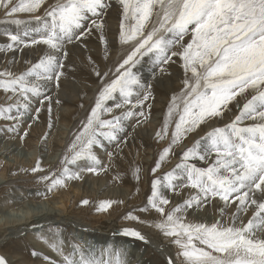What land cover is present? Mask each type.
<instances>
[{
	"label": "snow or ice",
	"instance_id": "snow-or-ice-1",
	"mask_svg": "<svg viewBox=\"0 0 264 264\" xmlns=\"http://www.w3.org/2000/svg\"><path fill=\"white\" fill-rule=\"evenodd\" d=\"M116 3L122 54L109 67L104 17L112 0H0L9 22L35 23L23 32H5L7 42L0 45V53L43 46L25 70L0 69V94L5 98L0 104V132L12 138L26 141L34 124L43 119L48 131L42 140L47 141L55 127L54 105L61 104L58 93L69 46L90 52L93 36L103 46L102 60L87 56L97 91L57 170L46 171L37 159L20 172L43 173L37 182L48 194L82 179L84 173L108 172L123 153L129 129L151 119L154 85L142 80L137 66L150 59L153 79L157 73L171 77L175 66L181 73L180 86L168 99L154 133L163 146L150 168V195L135 209L153 214L152 219L134 211L123 217L152 231L124 227L119 235L151 249L156 259L149 264H264V0ZM22 14L29 19L20 18ZM172 158L178 162L163 172ZM140 173V167L133 169L137 181ZM173 197L179 200L174 203ZM115 203L124 202L104 200L96 211L109 212ZM88 204L87 199L81 201L82 206ZM210 205L219 219L197 221L199 211ZM11 207V201L0 204L5 214ZM45 243L53 256L31 252L42 264H132L127 249H105L98 255L82 242L66 244L60 232ZM0 264L8 261L0 256Z\"/></svg>",
	"mask_w": 264,
	"mask_h": 264
},
{
	"label": "rangeland",
	"instance_id": "rangeland-1",
	"mask_svg": "<svg viewBox=\"0 0 264 264\" xmlns=\"http://www.w3.org/2000/svg\"><path fill=\"white\" fill-rule=\"evenodd\" d=\"M20 18H23L25 20L29 19L26 15H23V14L21 15ZM104 19L106 21V25H105L106 38L108 39V41L110 43V52H111V62L108 64V66L111 67V65L116 62L119 55L122 54L120 51L119 43H118V24H119V20H120V15H119V6L116 3V0H112V7L108 11V14L104 17ZM32 27H35L34 22L30 23V24H26V25H21V26H17L15 24L9 22V20L4 15V11L2 9H0V45H3L4 43L7 42L6 37L4 35L5 32H11V33L23 32L25 30V28L30 29ZM42 47L43 46H37L36 49H32V48L24 49L23 52L7 53V54L1 53L0 54V64H1L0 69L7 66L16 72H20V71L25 70L26 67L28 66V62H35L38 59V56L40 54L38 52V49L42 48ZM88 47H89V49H91L90 52L83 50L80 47L73 48L72 46H69V48H68V51L70 53V57H69V60L66 61V76L64 78H62L61 88H60V90H65V89L66 90H65V92L59 90L60 93H58V98L60 99L61 104L60 105H54V108H53V117H54L55 127L53 128L51 135L48 136L47 141L43 142V140H42L39 144L40 148H42L43 145L47 148V151H49L48 154H52L54 152V150L57 149L59 146V145H57L56 142H52V143L50 142L51 137L53 135L58 134L57 136H60V134H62L65 129H71V128H73L74 130L72 129V131L75 132L76 129L79 127V123L82 120L79 118L80 117L79 114L82 111V109H84V107L86 106V101H87L88 97L90 96V94L93 92L94 87L97 86L96 77L91 74L89 66L87 64V56L92 55L98 61L102 60L103 46L99 44L97 37L93 36L91 38V40L88 42ZM21 60L24 64L21 63ZM19 65H21L22 67ZM1 66H3V67L1 68ZM144 66H151L152 69H151L149 74H145V72H144L147 69V67L143 71ZM137 70H138V74L141 76L143 81H145L146 83H152L154 85L153 94L155 96V101H154V105L152 108L151 119H150L149 123H147L146 125H142V126L137 127L134 131L132 129H129V134L127 137V144H126V146H124V149H123L124 151L121 154V157H123V158L119 157L117 162H116V166H114L108 172H106V173L101 172L100 174L102 175L103 178L100 177L101 175L100 176L95 175V177L97 178L96 179L94 176H91L94 174L84 173L85 175H88V176H82V179L78 180L80 182H78V181L70 182L68 184V186L69 185H71V186L66 187L65 189L58 190L59 193L56 191L54 193L48 194V193H46L45 185L43 183L37 182L38 176L43 175V174L40 173V174H37L36 176H32L30 174H25V173L19 172L17 170L15 172V170L11 169L12 167H8L7 163L6 164L2 163L3 161L9 160V158H11V156L15 155V153H16V155L19 156V158H18L19 165H21L22 161L24 159H26V157H27V155L25 153H27L28 151H31V148L26 145L27 139L32 137V136L30 137V135H32L31 132H30L29 137L24 142H21L18 138L16 140L15 138L10 137L8 134L0 132V143H2V144H0V175H2L4 173L2 168H4V170L8 168L5 171L11 174V175L8 173L6 174V172L4 173L7 175V176H5V178H6L8 183L3 185L0 188V204H3L7 201H11V202H13L12 206H17V207L10 209L11 212L13 211L12 213L10 212V210L7 211V214L11 213V214H9V216L7 214H5V211H3V209L2 210L0 209V219L2 217V220H4L3 222L6 221L4 224H7V221H8L10 226H12V225L15 226L16 223H17L16 226H18V225L22 224V221H23V223L25 222L27 217L30 215H28V216L26 215V211H24L25 209H23V211H22V208H23L22 205H25L27 203H31L33 201H35V203H38V202L46 203V202H51L54 200L56 201V199H57V201H60L63 194H65V195L68 194V196H69L68 197V201H69L68 206L70 208L72 207L71 209L69 208L67 211L68 212L72 211V213L78 214V216L82 217L83 219H87V217L88 218L91 217L92 219L97 218V216L103 217V215L105 213L106 217H104L103 219H105V218L109 219V218L114 217V219H116L115 221L118 224L119 223L120 224L123 223V225L128 224L127 226L130 225L131 227H136L138 224H136L135 222H131V221H125L123 219V217L129 211H134V214L139 215L144 219H149V220L152 219L153 214L135 212V209H137L139 207H143L146 203L147 197L150 195V182L152 179L151 174H150V168L152 166H154V161L157 159L158 153L163 146L162 144H158L156 142L154 133H155V131L158 130L159 125L162 123L163 115L166 112V103H167L168 99L170 98L173 91L180 86L179 76L181 73L175 66H173V68L171 69L173 75L171 77H168L166 75L162 76L159 73H157L156 79H153V75L151 78L149 77V79H148V77L146 78V76H150V74H153V64H152V61L148 58H145L137 66ZM68 86H69V88L71 87L70 90H69ZM72 90L74 91V93ZM3 96H4L3 94H0V104H3V102H4L5 98ZM53 98H54V100L57 98L56 93H53ZM81 104L84 105L83 108L80 107ZM42 117H44V119H46V113H42ZM0 124H1V122H0ZM40 124L42 125L43 128L46 129V131H48L43 119H42V122H39L38 124H34V125L41 126ZM72 131L70 133L69 140L72 138V133H73ZM55 133H57V134H55ZM134 133H136V134H134ZM200 134L202 135L203 132H201ZM196 138H198V136H195V137H193L192 140L188 141V145H186V146H190V144ZM69 140H68V142H69ZM52 144L55 148L52 146ZM11 146L13 149L11 148ZM17 147L18 148L20 147L21 149L18 150ZM65 148H66V146H65ZM65 148H64V151H65ZM129 149H131V151H129ZM4 151H5V153H4ZM130 152H131V154H130ZM18 153H20V155ZM133 153H134V155H133ZM124 157H126L127 160ZM102 158L104 159V156ZM37 159H39L41 161V157L38 154H37L36 160ZM104 160L106 162V157ZM124 160H126V161L124 162ZM177 162H178V160L176 158H172L171 161L163 167V172L170 171L175 166V164ZM4 165H5V167H3ZM137 166L141 168L139 181H137L134 178V176H131L133 169ZM199 166H206V165H199ZM57 168H58V166L51 169V170L55 171V170H57ZM13 173H17L16 176L13 175ZM162 174L163 173H161V175ZM103 175H105L107 177V180L104 178L105 176H103ZM29 177H30V179H29ZM101 178H102V180H101ZM104 179L106 181H109V183L105 182ZM98 180H100V181H98ZM90 181H92V182H90ZM95 181H96V183H95ZM107 183H108V185H107ZM78 184H81V186L83 185L82 186L83 188H85V186H86V189H88L89 191L88 190H80V193L78 195H74V194H76L75 185H78ZM89 184L91 185V188H92V186H94V184H97V185L101 184V188H102L103 192H100L101 194L97 193V194H95V196L91 195L90 194L91 188H90ZM105 186H107V188L104 189ZM115 188H117V189H115ZM122 188L126 191H124ZM114 189H115V191H113ZM70 190H71V192H70ZM130 190H132V191H130ZM63 191H65V192L68 191V192L66 194ZM84 191H86V193ZM106 191H107V193H106ZM111 192H113V193H111ZM187 192H188V190H185V193H184L185 196L187 195ZM57 193H58V195L56 196ZM87 193H89V194H87ZM43 194H45V195L47 194L50 199L49 198L44 199L43 197L45 195H43ZM103 194H106V195H104V197H101V199H100L99 196L100 195L102 196ZM51 195H52V197H50ZM65 195H63V196H65ZM168 195H171V193H168ZM16 197H19L20 201L22 203L25 201V203H23V204L20 203V204L16 205L15 204ZM58 197L60 199H58ZM51 198H53V199H51ZM81 199L82 200H84V199L89 200L90 201L88 204L89 206L87 207V205H86L85 207L83 206V208L77 209V207H82V205H81L82 200ZM131 199H132V201H131ZM104 200H112V201H117V202L123 201L124 203L123 204L115 203L113 205V208H112L114 210L111 209L109 212H99V213L97 212V213H95L96 209H94V208L97 207V205L101 201H104ZM178 200H179V198L173 197L174 203L177 202ZM75 203L78 205H76ZM95 203H96V205H95ZM19 205H21V208H19L20 207ZM16 208H18L20 210L21 214L18 211V209H16ZM87 208H89V209H87ZM14 210H16V212ZM87 210H89V212H87ZM39 211H41V210H39ZM75 211H77V212H75ZM22 212H24V213H22ZM13 213H15V214H13ZM17 213H19V214H17ZM81 213H84V214H81ZM101 213H103V215H101ZM16 214H17V216H15ZM22 214H24V215H22ZM90 214L91 215L93 214L94 216L93 215L91 216ZM19 215H21V216H19ZM25 215H26V218H25ZM82 215H84V216H82ZM7 217H9V218H7ZM20 218L23 220L21 221ZM195 218L197 221H203V222L211 223L214 220L219 219V212L215 207L210 205L206 209H201L199 211V214ZM48 219L49 218H44V220L39 223V224H42V223L43 224L39 225L37 227L29 228L30 226H27L28 229H26V232L23 231L21 233L23 236L21 234H19L18 235L19 237H14V238L10 239L2 248H0V256H3L5 254L3 257L6 260L8 258V260H7L8 264H15L13 262L14 260H11L12 257L14 255L16 256V254L18 252L19 253L22 252V254L24 256H26V259L28 261L31 262V260H32L33 262H36V261L38 262L40 258L32 257L31 252L33 250H35V251L41 250V249H39L40 248L39 247L40 242L45 244V241L48 240V237H50L53 233H56V232L62 233V238L66 244H71L72 242H81L80 240L76 239L75 234H80L83 232L82 236L85 235V237L87 236V239L89 238L88 241L86 242V246L91 247V249L96 251V253L98 254V251H97L98 249H100V251H103L105 249H109L108 248L109 246H107L108 241L111 238L109 236L115 237V236L119 235L116 233L114 235L107 234L106 231H102V230L94 231V230L90 229L93 226L88 225V224L85 225L83 223H78L77 221L73 222L74 220L73 221L64 220L59 224L60 220H58V219H52V220H48ZM52 221L57 222L55 224L56 226L55 225H50V226L46 225L47 222L49 224ZM44 222H46V223H44ZM81 224L85 225V227H82ZM132 225H134V226H132ZM139 226L137 228H140L139 230H142V232L144 231L145 233L150 234L152 231L151 229H149L145 226H141V225H139ZM101 227L102 226H100L99 228H101ZM141 227H142V229H141ZM95 234H96V236H95ZM38 235H40V236H38ZM90 236H92V237H90ZM97 236H98V238H97ZM107 236L109 237V239ZM44 237H45V239H44ZM79 237H81V235ZM120 237H122V236H120ZM123 238H125V237H123ZM139 243H140L139 244L140 247H138V246L135 247L134 246L135 244H131V243H129L127 246H129L130 249L133 250L137 254L136 257L139 256L138 258H141V256H144L147 260H150V261L156 259V256L154 255V253L151 249H146L145 245L142 242H139ZM35 244H37V245H35ZM94 244H96V245L93 246ZM45 245H47V243ZM113 246L116 250L122 249V243H116V245H113ZM47 247H48V245H47ZM136 249H138V250H136ZM1 253H2V255H1ZM50 255L53 256L54 254L51 252ZM9 259L12 263L9 261ZM105 259H107V257H105Z\"/></svg>",
	"mask_w": 264,
	"mask_h": 264
},
{
	"label": "bare ground",
	"instance_id": "bare-ground-1",
	"mask_svg": "<svg viewBox=\"0 0 264 264\" xmlns=\"http://www.w3.org/2000/svg\"><path fill=\"white\" fill-rule=\"evenodd\" d=\"M118 12V11H117ZM116 13V12H115ZM112 15V14H111ZM1 54V53H0ZM115 58V57H114ZM21 63H23L22 62V60H21ZM24 64V63H23ZM1 65V64H0ZM3 65V64H2ZM4 66V65H3ZM3 66H1V68L3 67ZM14 66V65H13ZM12 66V67H13ZM19 66H21V65H19ZM22 67V66H21ZM147 67V69L144 71V69ZM3 69V68H2ZM151 66H144L143 67V71L145 72V74H149L150 73V71H151ZM148 77V79H149V77L151 78L152 77V74H150V76H146V78ZM68 88H69V86H68ZM71 88V87H70ZM70 88H69V90H70ZM66 90V89H65ZM65 90H60V91H64L65 92ZM73 91V90H72ZM96 91H97V86H95L94 87V89H93V92L90 94V96L88 97V99H87V101H86V106L84 107V109H82V111L80 112V114H79V118L80 119H82L83 117H84V114H85V112H86V110L89 108V106L91 105V103L93 102V99H94V94L96 93ZM60 93V92H59ZM62 93V92H61ZM73 93H74V91H73ZM63 94V93H62ZM75 95V94H74ZM4 97V96H3ZM74 99V98H73ZM75 102V101H74ZM67 109V108H66ZM65 109V110H66ZM64 110V109H63ZM68 110V109H67ZM73 110V109H72ZM71 111V110H70ZM67 112V111H66ZM71 117V116H70ZM42 122V121H41ZM3 122H1V124H2ZM41 125V124H40ZM46 125V124H45ZM44 125V126H45ZM74 127V126H73ZM72 129L73 128H71V129H65L64 130V132L62 133V134H60V136H57L58 134L57 133H55V134H57V135H53L52 137H51V140H50V142L52 143V142H56L57 143V145H59L58 146V148L57 149H55L54 150V152L52 153V154H48V152L49 151H47V148L43 145V147L42 148H40L39 147V144H40V142L42 141V136H43V134H45L47 131H46V129L45 128H43L42 127V125L41 126H39V125H34L33 126V128L30 130V132H31V134L32 135H30V137L31 138H29V139H27V142H26V145L28 146V147H30L31 148V151H28L27 153H25L26 155H27V157H26V159H24L23 161H22V163H21V165H19V162H18V158H19V156L18 155H16V153H15V155H12L11 156V158H9V160H6V161H3L2 163L3 164H6L7 163V165H8V167H12L11 169L12 170H15V172H16V170L17 171H19L20 172V169L21 168H27V169H30L31 167H33L34 166V164H35V162H36V157H37V154L41 157V162H42V166L45 168V170L47 171V170H49V169H53V168H55V167H57L58 166V161L62 158V155H63V153H64V148H65V146H66V144H67V142H68V140H69V136H70V133H71V131H72ZM74 130V129H73ZM207 130V129H206ZM55 131V130H54ZM73 132V131H72ZM134 134H136V133H134ZM141 134V133H140ZM16 140H17V138H15ZM9 140V139H8ZM11 140V139H10ZM3 142V141H2ZM18 142V141H17ZM0 144H2V143H0ZM19 144V143H18ZM50 144V143H49ZM21 145V144H20ZM51 145V144H50ZM8 146V145H7ZM52 146H53V144H52ZM16 147V146H15ZM14 147V148H15ZM54 147V146H53ZM131 147V146H130ZM138 147V146H137ZM3 148V147H2ZM11 148H12V146H11ZM55 148V147H54ZM13 149V148H12ZM17 149L19 150V149H21L20 147L18 148L17 147ZM16 149V150H17ZM29 149V148H28ZM124 149V148H123ZM139 149V148H138ZM2 150V149H1ZM133 150V149H132ZM3 151V150H2ZM1 151V152H2ZM13 151V150H12ZM24 151V150H23ZM124 151V150H123ZM129 151H131V149H129ZM138 151V150H137ZM7 152V151H6ZM135 152V151H134ZM4 153H5V151H4ZM19 155H20V153H18ZM130 154H131V152H130ZM8 155V154H7ZM101 155V157H103L104 156V154L103 153H101L100 154ZM133 155H134V153H133ZM140 155V154H139ZM138 155V156H139ZM121 157V156H120ZM22 158V157H21ZM20 158V159H21ZM121 158H123V157H121ZM124 158H126V157H124ZM136 158V157H135ZM2 159V158H1ZM19 159V160H20ZM104 159H105V156H104ZM126 160H127V158H126ZM126 160H124V162L126 161ZM151 160V159H150ZM138 161V160H137ZM18 162V163H17ZM123 162V161H122ZM14 163V164H13ZM149 163V162H148ZM123 164V163H122ZM3 167H5V165L3 166ZM7 168V167H6ZM3 169V172L5 173L6 171L5 170H7V169H5L4 170V168H2ZM10 169V168H9ZM10 169V170H11ZM9 171V170H8ZM128 171V170H127ZM119 172V171H118ZM129 172V171H128ZM2 174V175H0V188L3 186V185H5V184H7L8 182H7V180H6V178H5V176H7L6 174L8 173V172H6V174ZM106 173V172H105ZM8 174H10V173H8ZM41 174H43V173H41ZM128 174V173H127ZM131 174V173H130ZM129 174V175H130ZM11 175V174H10ZM31 175V174H30ZM101 175V174H100ZM99 175V176H100ZM106 175V174H105ZM105 175H103V176H105ZM9 176V175H8ZM16 176V175H15ZM33 176V175H32ZM83 176H88V175H83ZM91 176H94L95 177V175H91ZM107 176V175H106ZM104 177L106 180H107V177ZM131 176H133V175H131ZM13 177V176H12ZM100 177H102V175L100 176ZM89 178V177H88ZM93 178V177H92ZM96 178V177H95ZM103 178V177H102ZM102 178H101V180H102ZM133 178V177H132ZM131 178V179H132ZM12 179V178H11ZM23 179V178H22ZM29 179H30V177H29ZM97 179V178H96ZM95 179V180H96ZM100 179V178H99ZM104 179V180H105ZM134 179V178H133ZM132 179V180H133ZM9 180V179H8ZM105 180V182H108L109 183V181H106ZM110 180V179H109ZM13 181V180H12ZM11 181V182H12ZM97 181V180H96ZM96 181H95V183H96ZM98 181H100V180H98ZM78 182H80V181H78ZM90 182H92V181H90ZM102 182V181H101ZM111 182V181H110ZM132 182V181H131ZM130 182V183H131ZM10 183V182H9ZM75 183V182H74ZM108 183H107V185H108ZM135 183V182H134ZM73 184V183H72ZM76 184V183H75ZM90 185V184H89ZM93 185V184H92ZM69 186H71V185H69ZM69 186H67V187H69ZM83 186V185H82ZM81 186V184H78V185H75V190H76V194H74V195H78L79 193H80V190H88V189H86V186H85V188H83ZM77 188V189H76ZM90 188H91V185H90ZM105 188H107V186H105L104 187V189ZM65 189V188H64ZM72 189V188H71ZM115 189H117V188H115ZM115 189L113 190V191H115ZM119 189V188H118ZM123 189V188H122ZM74 190V191H75ZM124 190V189H123ZM89 191V190H88ZM120 191V190H119ZM124 191H126V190H124ZM130 191H132V190H130ZM5 192V191H4ZM58 192V191H57ZM63 192H65V191H63ZM62 192V193H63ZM67 192L68 191H66L65 193L67 194ZM70 192H71V190H70ZM85 193H86V191H84ZM100 192H103L102 191V188H101V184H94V186H92V188H91V192H90V194L91 195H94L95 196V194H97V193H99V194H101ZM59 193V192H58ZM58 193L56 194V196L58 195ZM106 193H107V191H106ZM110 193V192H109ZM111 193H113V192H111ZM129 193V192H128ZM144 193V192H143ZM32 194V193H31ZM37 194V193H36ZM87 194H89V193H87ZM28 195V194H27ZM35 195V194H34ZM43 195H45V194H43ZM63 195H65V194H63ZM62 195V197H61V199L58 197V199H60V201H57V199H56V201L54 200V201H51V202H46V203H40V202H38V203H35V201H33V202H31V203H27V204H25V205H22V211H23V209H25L24 211H26V215L28 216V215H30V216H28L27 217V219L25 220V222L23 223V219H21L20 218V220L22 221V224H20V225H18V226H16L17 225V223H16V225L15 226H10L9 225V223H8V221H7V224H4L5 222H3L4 220H2V217H1V219H0V248H2L10 239H12V238H14V237H19L18 235L19 234H21L23 231L24 232H26V229H28V227L27 226H30L29 228H33L32 227V225H36V227L37 226H39V225H42V224H39L40 222H42L43 220H44V218H49L48 220H52V219H58V220H60V222H59V224L62 222V221H64V220H69V221H73V222H75V221H77L78 223H83V224H88V225H91V226H93V227H91L90 229H92V230H94V231H98V230H102V231H106V233L107 234H111V235H114L115 233L116 234H119V232L124 228V227H131L130 225L129 226H127L126 224H124L123 225V223L122 224H118L115 220L116 219H114V217H112V218H109V219H103L104 217H106L105 216V213H104V215H103V213H101V215H103V217H98L97 216V218H95V219H92L91 217L90 218H88L87 217V219H83L82 217H80V216H78V214H75V213H72V211L71 212H68L67 210L70 208L69 206H68V203H69V201H68V194L67 195H65V196H63ZM104 195H106V194H103L102 196L100 195L99 197H100V199H101V197H104ZM113 195V194H112ZM126 195V194H125ZM130 195V194H129ZM33 196V195H32ZM55 196V195H54ZM89 196V195H88ZM128 196V195H127ZM31 197V196H30ZM39 197V196H38ZM42 197V196H41ZM50 197H52V195L50 196ZM75 197V196H74ZM73 197V198H74ZM78 197V196H77ZM76 197V198H77ZM129 197V196H128ZM50 199V198H49ZM51 199H53V198H51ZM127 199V198H126ZM75 200V199H74ZM82 200V199H81ZM138 200V199H137ZM73 201V200H72ZM97 201V200H96ZM131 201H132V199H131ZM78 202V201H77ZM90 202V201H89ZM20 203H22L21 201H20V199H19V197H16V199H15V204L17 205V204H20ZM23 203H25V201L23 202ZM22 203V204H23ZM72 203V202H71ZM136 203V202H135ZM12 204H13V202H12ZM14 204V205H15ZM76 204V203H75ZM76 205H78V204H76ZM75 205V206H76ZM95 205H96V203H95ZM129 205V204H128ZM20 207L19 208H21V205H19ZM81 206V205H80ZM89 205H87V207H88ZM123 206V205H122ZM14 207H17V206H12L11 208H14ZM85 207V206H84ZM72 208V207H71ZM70 208V209H71ZM78 208H83V206L82 207H77V209ZM16 209H18V208H16ZM86 209V208H85ZM87 209H89V208H87ZM94 209H96V207L94 208ZM117 209V208H116ZM2 210V209H1ZM39 210H41V211H39ZM82 210V209H81ZM112 210H114V209H112ZM4 211V210H3ZM15 212H16V210H14ZM18 211L20 212V210L18 209ZM86 211V210H85ZM10 212H11V210H10ZM13 212V211H12ZM11 212V213H12ZM75 212H77V211H75ZM87 212H89V210H87ZM11 213H9V214H11ZM22 213H24V212H22ZM95 213H97V211L95 212ZM99 213V212H98ZM117 213V212H116ZM3 214V213H2ZM9 214H7L8 216H9ZM13 214H15V213H13ZM17 214H19V213H17ZM17 214L15 215V216H17ZM20 214H21V212H20ZM81 214H84V213H81ZM113 214V213H112ZM147 214V213H146ZM5 215V214H4ZM22 215H24V214H22ZM26 215H25V218H26ZM80 215V214H79ZM87 215V214H86ZM91 215V214H90ZM93 215V214H92ZM91 215V216H92ZM108 215V214H107ZM12 216V215H11ZM19 216H21V215H19ZM82 216H84V215H82ZM94 216V215H93ZM112 216V215H111ZM14 217V216H13ZM146 217V216H145ZM4 218V217H3ZM7 218H9V217H7ZM66 218V219H65ZM12 219V218H11ZM13 220V219H12ZM10 221V220H9ZM47 221V220H46ZM50 222V221H49ZM86 222V223H85ZM44 223H46V222H44ZM57 222H51V223H49L48 224V222L46 223V225L47 226H50V225H55ZM13 224V223H12ZM83 224H81L82 225V227H85V225H83ZM58 225V224H57ZM56 226V225H55ZM100 226H102L101 228H99ZM132 226H134V225H132ZM139 225H137L136 226V228L138 227ZM142 226V225H141ZM81 227V226H80ZM140 227V226H139ZM79 228V227H78ZM138 229H140V228H138ZM141 229H142V227H141ZM30 230V229H29ZM142 231V230H141ZM85 232V231H84ZM144 232V231H143ZM88 233V232H87ZM25 234V233H24ZM32 234V233H31ZM34 234V233H33ZM42 234V233H41ZM106 234V235H107ZM22 235V234H21ZM20 235V236H21ZM27 235V234H26ZM81 235V237H79ZM83 235V232L82 233H80V234H75V236H76V239H78V240H80L81 242H83L85 245H86V242L88 241V239H87V236L85 237V235L84 236H82ZM94 235V234H93ZM92 235V236H93ZM98 235V234H97ZM23 236V235H22ZM38 236H40V235H38ZM45 236V235H44ZM92 236H90V237H92ZM95 236H96V234H95ZM106 237V236H105ZM108 237V236H107ZM109 237H111L110 239H109ZM108 237V239H109V241H108V245L107 246H109L108 248L109 249H113V250H116L115 248H114V246L113 245H116V243H122V249H127V250H129V253H130V258H131V260H132V264H137V261H141V262H143V264H149V262H150V260H147L144 256H141V258H138V257H136V253L133 251V250H131L130 249V247L129 246H127L129 243H131V244H135L134 246L136 247V246H138V247H140L139 246V242L138 241H134V240H132L131 238H123V237H120L119 235H117V236H115V237H112V236H109ZM49 238V237H48ZM97 238H98V236H97ZM37 239V238H36ZM44 239H45V237H44ZM100 239V238H99ZM43 241V240H42ZM117 241V242H116ZM38 242V241H37ZM44 242V241H43ZM165 244H166V241L164 242ZM39 244V243H38ZM46 244V243H45ZM44 243H41L40 242V248L39 249H41V250H38L37 252L38 253H40L41 255H44V254H47V255H49V256H51L50 255V250H49V248L47 247V245H45ZM35 245H37V244H35ZM96 244H94L93 246H95ZM104 247V246H103ZM139 249V248H138ZM138 249H136V250H138ZM17 250V249H16ZM98 251V254L101 252L100 251V249H98L97 250ZM18 252V251H17ZM96 252V251H95ZM1 255H2V253H1ZM5 255V254H4ZM3 255V256H4ZM15 256V255H14ZM12 257V259L11 260H14L13 262L15 263V264H42V261L39 259V261L37 262H33L32 260H31V262L30 261H28L27 259H26V256H24L23 254H22V252L21 253H17L16 254V256L15 257ZM6 257V256H5ZM8 257V256H7ZM10 257V256H9ZM7 260H8V258H7ZM9 261H10V259H9ZM11 262V261H10ZM12 263V262H11Z\"/></svg>",
	"mask_w": 264,
	"mask_h": 264
}]
</instances>
